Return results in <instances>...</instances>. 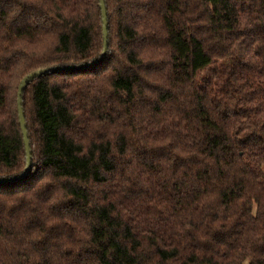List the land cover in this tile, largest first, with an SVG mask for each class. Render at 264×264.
Returning a JSON list of instances; mask_svg holds the SVG:
<instances>
[{
    "label": "trees",
    "instance_id": "1",
    "mask_svg": "<svg viewBox=\"0 0 264 264\" xmlns=\"http://www.w3.org/2000/svg\"><path fill=\"white\" fill-rule=\"evenodd\" d=\"M105 58L24 89L0 264H264V0H104ZM99 0H0V179L23 77L90 63Z\"/></svg>",
    "mask_w": 264,
    "mask_h": 264
},
{
    "label": "water",
    "instance_id": "2",
    "mask_svg": "<svg viewBox=\"0 0 264 264\" xmlns=\"http://www.w3.org/2000/svg\"><path fill=\"white\" fill-rule=\"evenodd\" d=\"M99 6H100V10H101V15H102L103 49H102V52H101L100 56L97 59L93 60L90 63H83V64H80V65L55 67V68H47V69H39L37 71H34V72L26 75L20 81V83L18 85V90H17V112H18V121H19L20 129H21V132H22V135H23V143H24L25 155H26V166H25L23 172L20 175L15 176V177H11V178L0 179V183L14 182V181L22 180V179L26 178V176L30 172V168H31V150H30V143H29V139H28V133H27V130H26L25 117H24L23 108H22V95H23V91H24L25 87L31 81H33L35 78L40 77L41 75L45 74L46 72L56 71V70H61V69H66V70L82 69V68L89 67V66H91L93 64H96V63L102 61L105 58L106 52H107V49H108V45H109V41H108V36H109V33H108V19H107V10H106V6H105V1L104 0H99Z\"/></svg>",
    "mask_w": 264,
    "mask_h": 264
}]
</instances>
